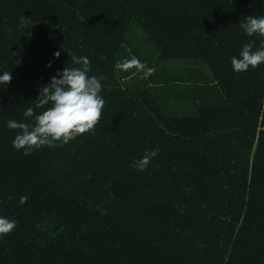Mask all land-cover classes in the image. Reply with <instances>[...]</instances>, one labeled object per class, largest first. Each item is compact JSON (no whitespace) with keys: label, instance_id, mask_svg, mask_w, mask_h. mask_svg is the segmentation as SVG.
<instances>
[{"label":"trees","instance_id":"16d2710c","mask_svg":"<svg viewBox=\"0 0 264 264\" xmlns=\"http://www.w3.org/2000/svg\"><path fill=\"white\" fill-rule=\"evenodd\" d=\"M248 15L264 16V3L0 0V71L12 77L0 85V216L18 221L0 237V264H264V63L241 73L230 63L264 40L243 34ZM133 22L162 60L203 64L208 104L195 116L166 113L156 85H125L136 70L117 66ZM73 55L101 78V118L25 156L5 122H34L24 111L57 72L78 67ZM180 76L163 84L189 88Z\"/></svg>","mask_w":264,"mask_h":264},{"label":"clouds","instance_id":"9594fccd","mask_svg":"<svg viewBox=\"0 0 264 264\" xmlns=\"http://www.w3.org/2000/svg\"><path fill=\"white\" fill-rule=\"evenodd\" d=\"M260 3H264V0H260ZM239 26L247 37H264V16H245ZM53 55L58 58L60 52L57 51ZM71 59L78 67H64L62 71L57 72L50 82L40 89L34 106L24 111L26 120L35 115L34 122H5L10 130L19 129L12 146L17 151L23 150L22 154L25 156H30L34 150L45 146L53 147L56 141L67 144L78 134L92 131L101 118L105 104L103 96L100 95L101 78L89 75L91 66L88 57L73 55ZM230 63L236 73L246 72L249 67L256 68L264 63V40L255 50L254 41L249 40L242 46L238 56L230 58ZM117 67L125 70L135 68L145 76L156 71L154 67H148L136 57L125 60ZM11 79L10 71H0V85H7ZM49 103L51 107L35 114L36 109L44 108ZM157 155V149L146 151L143 157L134 162V167L138 171H144ZM27 200V195L21 196L20 203L24 204ZM17 223L16 219L0 216V237L15 229Z\"/></svg>","mask_w":264,"mask_h":264},{"label":"rangeland","instance_id":"374dc122","mask_svg":"<svg viewBox=\"0 0 264 264\" xmlns=\"http://www.w3.org/2000/svg\"><path fill=\"white\" fill-rule=\"evenodd\" d=\"M126 43L127 44L124 46L122 55L119 58L118 65L122 64L125 60L136 57L140 61L144 62L148 67H154L156 71H158L159 68L162 67H171L173 70H176L172 71L171 74L167 76H160L159 72L156 71L149 76H145L142 71H137V69H135L136 72L133 74L132 79L130 81L125 82V85L134 93H137L138 90H140L143 86L146 85L153 84L158 86V84H163L166 78H173L176 76L177 73H179V75H181L180 80H186L185 85H189V88H192V91H194L193 95L195 94L196 98L188 100V98L177 96L178 92L176 90L167 91V93L163 96V99H160L166 113L171 116H174L176 114L180 116H195L197 114L196 112L199 106L208 104V99L204 100V98H202L203 92H197L196 89L197 87H199L200 90L203 85H208L209 83L207 81L203 82V80L199 81L198 66H201V62L197 66H195V68L197 69L196 70L191 69V67H188L186 65L187 62L184 61L174 62L162 60L158 55L155 45L150 41L146 33L139 27L136 22H133L130 27V30L127 34ZM176 65L178 66L177 68H175ZM185 65L187 67H185ZM119 70L122 73H127V70L123 68L119 67ZM173 81L176 80L174 79ZM158 95L161 96L162 93L159 92ZM164 98L166 99V101ZM210 101L217 104L220 103V98L215 94H212Z\"/></svg>","mask_w":264,"mask_h":264},{"label":"crops","instance_id":"0c3cea01","mask_svg":"<svg viewBox=\"0 0 264 264\" xmlns=\"http://www.w3.org/2000/svg\"><path fill=\"white\" fill-rule=\"evenodd\" d=\"M201 68V67H200ZM173 71V69L170 67V68H165V67H162V68H159V70H158V72H159V75L160 76H167V75H169V74H171V72ZM200 73H201V69H200V71H199ZM208 74V77H209V73H207ZM198 76H199V73H198ZM169 78H171V77H169ZM202 80V78L199 80V81H201ZM184 81V80H183ZM159 82V81H158ZM204 82V81H203ZM214 83V81H211L210 82V84H213ZM148 86H150V85H148ZM157 86V85H156ZM155 87V86H154ZM158 89H160V90H158V92H161L162 93V95L160 96L159 95V101H161L160 99L162 98L163 99V96L167 93V91H173V90H175V87H172V82H170V81H168L167 82V84H166V82L164 83V84H158ZM160 87V88H159ZM179 87H177L176 88V90H177V96H181V97H183V98H188V100H190V99H194V97H193V95H191V90H192V88H187V87H185L182 91H178L179 89H178ZM197 89V92L199 91V87H197L196 88ZM201 89H203V86H202V88ZM183 91H187L189 94H186L185 92H183ZM165 99V98H164ZM165 101H166V99H165ZM162 103V102H161Z\"/></svg>","mask_w":264,"mask_h":264}]
</instances>
